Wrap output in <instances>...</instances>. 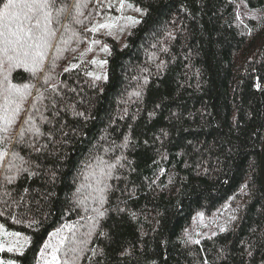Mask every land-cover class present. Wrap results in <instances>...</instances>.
<instances>
[{
  "label": "trees",
  "instance_id": "trees-1",
  "mask_svg": "<svg viewBox=\"0 0 264 264\" xmlns=\"http://www.w3.org/2000/svg\"><path fill=\"white\" fill-rule=\"evenodd\" d=\"M130 1L145 14L124 46L106 38V80L77 63L103 4L56 0L42 67L9 75L29 86L14 118L20 96L0 83V185L15 177L11 195L0 187V224L29 237L21 253L5 254L16 264H264V0ZM37 127L56 129L53 140L37 138ZM36 139L48 143L41 154L26 146ZM13 150L39 175L9 170L20 164ZM96 155L125 166L93 228L86 165L95 169ZM204 218L214 229L186 242Z\"/></svg>",
  "mask_w": 264,
  "mask_h": 264
},
{
  "label": "snow or ice",
  "instance_id": "snow-or-ice-1",
  "mask_svg": "<svg viewBox=\"0 0 264 264\" xmlns=\"http://www.w3.org/2000/svg\"><path fill=\"white\" fill-rule=\"evenodd\" d=\"M243 2V0H242ZM56 0H6L3 3V7L0 8V66H3L5 61L7 62L6 74L4 75V81L0 83H6V91L11 93H18L20 96V102L12 101L15 104V108L12 109L13 118L19 114L21 105L24 101L26 90L28 85L17 86L11 83L9 75L12 70L19 67H24L30 70L33 74L36 72L38 67H42V61L44 57V52L42 49L50 47V37L54 35V32L50 28L53 22V10L55 9ZM123 5V0H121ZM131 6V5H130ZM56 11H62V9H55ZM140 11V9H136ZM95 31V29H93ZM95 43V41H94ZM30 94V93H27ZM7 100V96L5 97ZM79 116H84L83 112L76 113ZM54 115L58 116V112H54ZM4 119V117H0ZM31 117H29V120ZM43 119L51 124L52 121L48 118L43 117ZM12 119L6 120V124H11ZM27 123V121H26ZM6 131V128L4 129ZM62 130V126H61ZM35 136L38 138L40 136L47 137L48 141H52L55 135L56 129L50 128L47 132H42L40 128L33 129ZM66 135V133H65ZM7 139L6 137L0 138V140ZM125 144L123 147L127 146L128 137L124 138ZM20 141H23V133L20 135ZM31 149L32 153L41 154L48 147V143H39L36 139L26 145ZM114 149L110 146L105 149V152L113 151ZM8 155L6 150L0 149V163H2L3 158ZM31 156V153H30ZM13 160H19V165H9V170L12 167L16 168V172L19 174L21 172L28 173L29 177L39 175L38 172L32 171L31 167H26V165H31L33 162L31 159L26 160L23 156H20L15 150L12 151ZM96 161L95 169L92 168L91 162L87 163V167L92 169L89 173L90 176L94 177V185L89 184L88 187L93 189L95 195H92L93 201L97 204L96 207L92 208V212L95 216L91 217L94 223L93 228L99 227L101 220L107 218V214L110 208L105 207L108 204L109 196L115 190L113 184L110 183L112 180H120L121 176L118 174L119 169L123 168L125 165L121 162L124 159L122 156H116L108 160L104 159L102 156L96 155L91 157ZM114 160V162H113ZM36 168H40L39 163L35 164ZM98 170V171H97ZM53 179L55 178V173L52 174ZM15 177L5 176V184L0 185L4 188V195H11L8 190L7 185L13 183ZM84 185H81V188ZM27 188L24 192H28ZM80 192V188L77 189V193ZM75 195V194H74ZM23 199V197H21ZM82 203V201H80ZM87 211V209H85ZM117 211H124L123 209H117ZM2 215V213H0ZM134 215V214H133ZM3 225L0 224V230L3 229ZM221 231H224L221 228ZM14 235L19 236V233H14ZM99 235L107 237V233L103 230L100 231ZM187 235V234H186ZM193 243H199L198 240L192 241L191 237H187V241ZM95 252V249H93ZM251 255V252H248ZM53 260L56 257L53 256ZM67 264V262H66ZM204 264H208L205 260Z\"/></svg>",
  "mask_w": 264,
  "mask_h": 264
},
{
  "label": "rangeland",
  "instance_id": "rangeland-1",
  "mask_svg": "<svg viewBox=\"0 0 264 264\" xmlns=\"http://www.w3.org/2000/svg\"><path fill=\"white\" fill-rule=\"evenodd\" d=\"M106 10L105 17L101 20L88 46L79 56L77 63L83 62L89 66V72L96 78L107 79L108 66L107 60L110 52L106 38L112 36L117 40L120 46L126 44V38L132 28H134L143 18L145 11L130 0H99ZM131 5V6H130ZM140 9V11H136ZM95 41V43H94ZM212 218L200 219L198 223L191 226L188 235L192 239H198L203 234L204 228L211 232L214 229ZM210 226V227H209ZM19 233V236L14 235ZM29 243L28 235L8 230L3 227L0 230V264H16V260L8 257L6 251L21 253ZM50 259L49 264L53 262ZM57 263V262H56ZM54 263V264H56ZM46 264L47 261H46Z\"/></svg>",
  "mask_w": 264,
  "mask_h": 264
},
{
  "label": "water",
  "instance_id": "water-1",
  "mask_svg": "<svg viewBox=\"0 0 264 264\" xmlns=\"http://www.w3.org/2000/svg\"><path fill=\"white\" fill-rule=\"evenodd\" d=\"M260 172H261L262 184H263V187H264V143H263L262 155H261Z\"/></svg>",
  "mask_w": 264,
  "mask_h": 264
}]
</instances>
